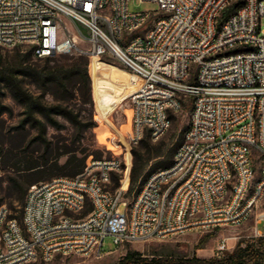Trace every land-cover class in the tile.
I'll use <instances>...</instances> for the list:
<instances>
[{
    "label": "built area",
    "instance_id": "obj_1",
    "mask_svg": "<svg viewBox=\"0 0 264 264\" xmlns=\"http://www.w3.org/2000/svg\"><path fill=\"white\" fill-rule=\"evenodd\" d=\"M145 1L157 10L131 11L130 0H0V48L30 45L39 59L112 57L139 79L131 130L121 131L131 145L146 135L161 141L171 116L191 104L173 164L132 199L113 186L124 167L112 151L76 177L31 185L21 221L1 207L0 264L97 257L108 237L119 250L241 227L264 203V0ZM262 221L264 212L255 238L264 237ZM229 250L223 239L216 257Z\"/></svg>",
    "mask_w": 264,
    "mask_h": 264
},
{
    "label": "rangeland",
    "instance_id": "obj_2",
    "mask_svg": "<svg viewBox=\"0 0 264 264\" xmlns=\"http://www.w3.org/2000/svg\"><path fill=\"white\" fill-rule=\"evenodd\" d=\"M130 0L131 11H154L157 5L150 1ZM67 25L71 27L68 20ZM261 29L264 31V19L261 21ZM142 33V32H141ZM140 33V34H141ZM20 47L22 50H31L30 45H19L14 48H1L0 52L6 56H11L13 51ZM79 59L81 55H60L51 57L50 62L44 59H33V62L40 69L50 70L57 64L62 63L65 58L72 57ZM88 59V74L91 79L90 94L83 97L77 91L78 87H70L57 90L54 87L41 88L35 85L31 79L22 78L21 83L25 90L39 98L47 106L61 105L67 107L80 120V125H74L62 116H57L59 127L54 128L43 118L39 117L47 125V138L51 142L48 150V157L53 160L44 169L43 175L37 182L48 181L56 175L71 174L72 168L63 167L72 154L77 160L86 158L96 159L110 158L113 152L121 154L124 171L119 176V184L113 180V186H121L130 189L131 171L134 165V150L146 158L149 143L152 153L156 152L159 146L168 151L189 128L191 104H185L181 111L174 113L172 127L166 136L158 143H153L146 135L138 145H131L122 132L131 130V104L130 93L139 84L136 78L119 61L112 57H105L101 60ZM25 108L15 101L8 89L2 91L0 98V208L5 206L14 215L21 216L22 204L16 201V192L11 187L10 177L13 175L12 166L16 162L21 165L23 159L29 157H39L46 154L43 146L36 143L38 135L37 125L32 121L23 124L27 117ZM94 123L95 127L91 124ZM122 131V132H121ZM143 143V144H142ZM122 147V150L120 148ZM113 151V152H112ZM17 155V157H14ZM59 162V167H55V159ZM164 157L151 160L142 175L150 172L157 163ZM20 161V162H19ZM76 161L75 163H78ZM138 185L130 193L132 199L138 189ZM124 211V208H122ZM264 212V203L259 206L252 218L241 227L224 228L213 230L207 233L187 234L175 237L166 241H148L134 243L116 249L110 237L104 241L102 255L83 258L77 256H56L50 262H37L34 264H116L129 251H136L144 256H150L160 252L162 249L176 250L178 253L187 256L196 255L199 258L211 259L216 256L217 247L223 239H228L232 252L239 242H248L254 239L253 228L258 216ZM258 230L264 234V221L257 225ZM204 242L202 249H197L199 244Z\"/></svg>",
    "mask_w": 264,
    "mask_h": 264
},
{
    "label": "trees",
    "instance_id": "obj_3",
    "mask_svg": "<svg viewBox=\"0 0 264 264\" xmlns=\"http://www.w3.org/2000/svg\"><path fill=\"white\" fill-rule=\"evenodd\" d=\"M240 7L241 3L230 6L224 13L222 17L223 20ZM73 57L74 56L67 57L62 63L57 64L50 70H44L40 69L33 62L34 58L39 59L35 56L33 47L28 51L17 47L11 56H6L5 58L0 52V98L2 96V91L8 89L11 97L25 108L27 120H25L23 124L32 121L37 125L38 135L35 139L36 143L43 146L46 150V154L43 156L36 158H28L26 156L21 163L22 166L17 165L16 162L12 166L13 175L9 178L10 184L16 192V201L22 204L21 216L19 217L12 213V217L19 221L22 219L23 206L29 187L35 183H39L37 181L43 175L44 169L53 161L47 154L48 150L51 148V142L47 138V125L39 117H43L48 124L54 128H58L60 125L56 119L57 116H62L77 126L81 123L78 116L67 107L61 105L49 107L45 105L39 98L24 89L21 79H31L35 85L41 88L51 86L57 90H63L65 88L77 86V91L85 98L90 94L91 85V79L88 74V59L82 56L79 59ZM44 60L50 62L51 58H45ZM171 119L173 122V115ZM91 125L95 127L94 123ZM184 140L185 137L182 136L180 141L168 151L162 147L165 145L162 143L154 153L149 150L150 145L148 143L146 144V148H148L146 152L147 156L143 159L142 156L137 153V150H134V165L130 178L131 185L130 189L127 191V196L129 197L130 193L138 185L139 187L135 192V195H137L152 173L169 168L173 164L177 149L183 144ZM14 157H17V155ZM161 157H164V160L157 163L150 172L142 175L144 169L151 160ZM76 161H78L76 155L72 154L63 166L65 168H72L71 174L56 175L53 178L76 177L80 175L86 166V158H82L78 163H75ZM54 163L55 167H59L57 158ZM113 180L119 184V175L114 176ZM203 244L204 242H201L197 249H202ZM116 264H264V237L248 242H239L232 252L225 253L221 257L215 256L211 259L199 258L196 255H182L176 250L167 248L155 254H151L150 256H144L136 251H129Z\"/></svg>",
    "mask_w": 264,
    "mask_h": 264
},
{
    "label": "bare ground",
    "instance_id": "obj_4",
    "mask_svg": "<svg viewBox=\"0 0 264 264\" xmlns=\"http://www.w3.org/2000/svg\"><path fill=\"white\" fill-rule=\"evenodd\" d=\"M93 60H95V59H93ZM134 90H135V89H134ZM134 90H133V91H134ZM133 91H132V92H133ZM114 153H115V152H114ZM115 154H116V153H115Z\"/></svg>",
    "mask_w": 264,
    "mask_h": 264
}]
</instances>
